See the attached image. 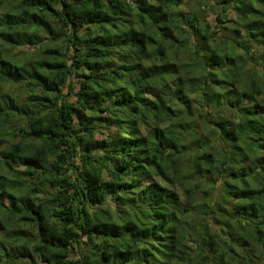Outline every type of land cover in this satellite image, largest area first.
Here are the masks:
<instances>
[{
  "label": "trees",
  "instance_id": "trees-1",
  "mask_svg": "<svg viewBox=\"0 0 264 264\" xmlns=\"http://www.w3.org/2000/svg\"><path fill=\"white\" fill-rule=\"evenodd\" d=\"M182 5L15 0L0 12V264H263L264 0ZM190 95L193 120L175 113ZM95 117L101 140L84 133ZM156 119L167 123L147 129ZM187 163L193 184H174ZM199 184L234 202L217 234L180 226L177 190Z\"/></svg>",
  "mask_w": 264,
  "mask_h": 264
},
{
  "label": "rangeland",
  "instance_id": "rangeland-1",
  "mask_svg": "<svg viewBox=\"0 0 264 264\" xmlns=\"http://www.w3.org/2000/svg\"><path fill=\"white\" fill-rule=\"evenodd\" d=\"M15 0H1L0 1V12H4L6 11V9H10L7 8L10 7V4H12ZM129 1V0H127ZM131 1H136V0H131ZM194 4V0H183V8L186 11H189V9L193 6ZM191 10H193L191 8ZM190 12V11H189ZM214 14H215V7L214 6H209V16L207 17L209 20H212V22L214 23ZM231 18L234 19L233 14H225L224 17V22H227V20ZM50 26L51 28H55L56 30H62L65 31L66 29L62 26L60 21H56V22H52L50 21ZM62 26V28H61ZM225 26V25H224ZM229 34H232V31L229 30L228 31ZM12 53H20L22 52L23 54L27 52V54H30V52L32 51L31 48H28L26 46H16L15 48L12 49ZM1 54H0V59H1ZM74 79V78H72ZM78 81V79L71 81V85L69 86V91H71V93L67 94L66 93V89H64V92L66 93V98H68L69 100H71V97H73L72 93L77 90L78 87V83L76 82ZM75 88V89H72ZM36 92V91H35ZM189 99L191 100L190 103H186V102H177L178 105L175 108V113L176 112H180L178 110H181L182 113H184V115L186 116V119L191 120L190 118L195 119L197 117V113L199 111L200 108H198V99L197 96H191L189 97ZM189 102V101H188ZM188 106V108H187ZM179 115V114H176ZM100 116H104L100 115ZM168 116V115H166ZM96 120V127H90V129L85 130L84 133H87L89 130H92V139L93 140H101V138H103L106 134H107V127L106 125H104L102 123V120L95 117ZM149 125H147V129H150L152 126H158V127H162L163 125H165L167 123L166 122H159L157 119L152 121L149 120ZM183 127L186 128L187 126L185 125V123H183ZM189 163L187 164H183L181 166V171L177 174L176 178L173 180L174 184H193V182L189 181H185L184 180V171H189ZM21 170V169H20ZM206 180L209 182H212L211 178L206 177ZM219 185L217 186H210L207 184H199V188L195 189L192 193L193 196L189 197L188 195H185V193L183 192V190H177L178 194H179V202H180V206L183 207H187L189 208L188 212H183L181 211V214L179 215L180 217V221L181 223L183 222L184 225H180L183 226L185 228V230L190 231L192 233L193 229L194 231H196V233H201V227L206 226L207 230L209 233L212 234H217L219 232V224L217 221H215V219H219V220H223L225 217V212L223 210H227L229 212L228 216H234V213H232L233 208H234V202L233 200H230L228 198H226L224 196V193L220 190V188H218ZM213 187V188H212ZM9 202H11V199H6L5 200V204H8ZM112 213H114V209L111 210ZM193 224V225H192ZM80 234V233H79ZM221 235H223L222 233H220ZM84 240V239H83ZM190 242V241H188ZM186 242L188 245L192 246L191 243ZM197 245V244H196ZM86 247L85 245L80 243V249L84 250ZM236 252L239 256H244L245 253L241 250V249H236ZM262 253L263 255L261 257L258 256V254H256L258 257L257 258H252L254 261H256L257 259H260L261 262L264 264V248L262 249ZM256 259V260H255ZM36 263H40L39 260H36Z\"/></svg>",
  "mask_w": 264,
  "mask_h": 264
}]
</instances>
